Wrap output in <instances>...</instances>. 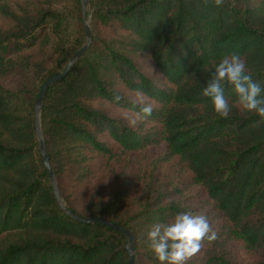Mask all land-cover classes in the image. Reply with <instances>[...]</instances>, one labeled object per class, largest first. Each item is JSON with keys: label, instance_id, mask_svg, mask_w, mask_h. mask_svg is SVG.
Wrapping results in <instances>:
<instances>
[{"label": "trees", "instance_id": "1", "mask_svg": "<svg viewBox=\"0 0 264 264\" xmlns=\"http://www.w3.org/2000/svg\"><path fill=\"white\" fill-rule=\"evenodd\" d=\"M73 1L70 44L72 18L55 0H0V264L130 262L126 234L64 211L35 128L43 82L85 43L82 1ZM89 4L92 44L42 106L66 206L130 229L138 264H159L147 232L186 211L206 215L218 234L186 264H264V121L236 104L230 85L227 118L201 94L213 66L232 53L264 87V0ZM18 73L24 82L6 86ZM145 103L152 114L141 120ZM161 146L177 173L160 184L135 154Z\"/></svg>", "mask_w": 264, "mask_h": 264}, {"label": "clouds", "instance_id": "2", "mask_svg": "<svg viewBox=\"0 0 264 264\" xmlns=\"http://www.w3.org/2000/svg\"><path fill=\"white\" fill-rule=\"evenodd\" d=\"M231 2L234 4V0ZM214 3L221 6L225 0H214ZM213 69L201 94L211 99L214 112L227 118L231 111L224 94V85L227 84L236 94V104L243 110L255 112L264 121V87L253 80L246 70L245 60L239 54L232 53L221 58ZM151 114V104L145 103L140 108L139 119ZM136 122L130 121L133 125ZM217 237L206 215L190 211L176 214L167 223L154 224L147 232L149 250L159 264H186L200 251L203 241L212 242Z\"/></svg>", "mask_w": 264, "mask_h": 264}, {"label": "water", "instance_id": "3", "mask_svg": "<svg viewBox=\"0 0 264 264\" xmlns=\"http://www.w3.org/2000/svg\"><path fill=\"white\" fill-rule=\"evenodd\" d=\"M81 1L83 3V11L85 13L86 7L88 5V0H81ZM85 34H86V43L71 57V59L65 65L64 70L53 75V76H51L50 78H48L47 80H45L43 82V84L39 90V94H38V97L36 99V103H35V128H36L39 143H40V148H41V152H42V156H43L44 165L46 166V168L49 172L51 184L53 186V190L55 192L56 198L58 199V201L62 205L64 211L68 215L72 216L74 219H76L80 222H84V223H88V224L106 225V226H109L111 228H114V229L126 234L128 237L127 249H128L129 256H130L129 264H138V261L136 258V238H135L134 233L130 229L126 228L125 226H123L122 224H120L118 222H113V221L107 220L105 218L80 216V215L76 214L73 210H71L69 207L66 206V204L64 203L62 191L58 185L55 170H54L52 163L50 161V155L47 151L46 141H45V138H44V135L42 132V118H41L42 106H43V101H44L46 93L48 92V90L51 86H53L57 81H59L61 78H63L72 69V67L82 58V56L87 52V50L89 49V47L92 44L93 32H92V29L90 27L89 22L86 20H85Z\"/></svg>", "mask_w": 264, "mask_h": 264}, {"label": "rangeland", "instance_id": "4", "mask_svg": "<svg viewBox=\"0 0 264 264\" xmlns=\"http://www.w3.org/2000/svg\"><path fill=\"white\" fill-rule=\"evenodd\" d=\"M55 6L60 10H65L66 11L65 13L66 15H68L69 19L72 18L70 19L71 25H70L69 32H70V38H71L70 44H74L75 38L77 37V32H78L77 31V20L72 17L75 14L74 13L75 12L74 11V1L73 0H55ZM82 8H83V3H82ZM83 18H84V22L85 20L89 22L93 35H94L96 27L93 21V11L90 9L89 0H88V5L86 7V12L84 13L83 11ZM85 43H86V35H85ZM50 53L51 52L48 51V54L45 55L44 60H46V58L49 57ZM32 60L34 62L39 61V59L37 58H34ZM23 82L24 80L22 79L21 73H18L17 75L4 81L5 85L11 88L19 87ZM162 147L163 146L153 147L144 152L135 154V160L139 162L142 168H144L145 170L154 172L155 175L159 177L158 179L159 183L169 180L170 178L176 176V173H177L176 166L174 165L173 162L165 163L164 161L161 160V153H163V148H164Z\"/></svg>", "mask_w": 264, "mask_h": 264}]
</instances>
